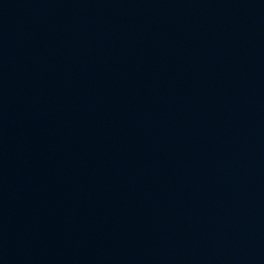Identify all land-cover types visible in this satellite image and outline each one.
I'll return each mask as SVG.
<instances>
[{"label":"water","instance_id":"water-1","mask_svg":"<svg viewBox=\"0 0 264 264\" xmlns=\"http://www.w3.org/2000/svg\"><path fill=\"white\" fill-rule=\"evenodd\" d=\"M0 264H264V0H0Z\"/></svg>","mask_w":264,"mask_h":264}]
</instances>
